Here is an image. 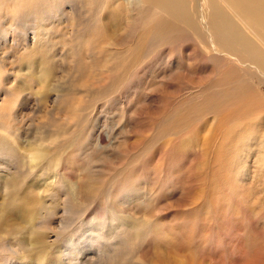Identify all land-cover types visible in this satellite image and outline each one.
Listing matches in <instances>:
<instances>
[{
	"label": "rangeland",
	"instance_id": "rangeland-1",
	"mask_svg": "<svg viewBox=\"0 0 264 264\" xmlns=\"http://www.w3.org/2000/svg\"><path fill=\"white\" fill-rule=\"evenodd\" d=\"M169 1L0 0V264H264V40Z\"/></svg>",
	"mask_w": 264,
	"mask_h": 264
},
{
	"label": "bare ground",
	"instance_id": "bare-ground-1",
	"mask_svg": "<svg viewBox=\"0 0 264 264\" xmlns=\"http://www.w3.org/2000/svg\"><path fill=\"white\" fill-rule=\"evenodd\" d=\"M223 1L226 6H230L233 8L227 10L228 11L227 13L223 8L214 7L211 15L215 23L219 25L220 30H223L221 32V36L219 35V38H221V42H225V48L229 49V51L232 53L243 55L244 52L248 55V57L255 58L257 53L247 45V42H249L250 40L246 36V34L233 36L224 30H231L235 27L236 24L232 17V14H234L236 15V20L240 18L247 24L249 23L251 26H253V30H254L253 34H257L258 32H260L259 35L262 37L261 39L264 40V17L256 11V7H259L264 11V3H261L260 0H223ZM179 4H180V0L169 1L163 4L160 9L164 13H166V15L169 18L183 19L184 13L181 10ZM166 22H168V24L170 25L169 21H165L163 22V24L168 25ZM214 39L216 41L219 40L217 38ZM256 65L258 66L262 65L260 70L264 69V53L262 51H260V55L258 57ZM257 68L258 67H256V69ZM37 159L38 157L36 154L31 156V160L34 161ZM29 168L32 169L31 166H29ZM9 183L11 186H14L13 184L15 183V181L13 180L12 182ZM68 196L70 200L71 198L72 199L75 198L72 191L68 192ZM19 212L22 213V211ZM24 214L23 216L26 215Z\"/></svg>",
	"mask_w": 264,
	"mask_h": 264
}]
</instances>
